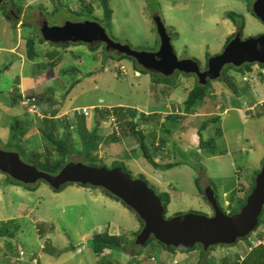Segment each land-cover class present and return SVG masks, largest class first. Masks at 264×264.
Returning <instances> with one entry per match:
<instances>
[{
  "label": "rangeland",
  "instance_id": "obj_1",
  "mask_svg": "<svg viewBox=\"0 0 264 264\" xmlns=\"http://www.w3.org/2000/svg\"><path fill=\"white\" fill-rule=\"evenodd\" d=\"M13 1L22 11L14 16L21 24L16 25V30L8 31L7 25L13 22L12 13L17 9L0 5V150H14L11 128L16 122L29 128L24 138L25 142L30 139L27 147L39 152L44 144H50L41 131L40 121L26 113L28 109L7 105L9 99L3 94L9 97L17 81L29 92L28 96L33 95L38 100L47 90L58 103L56 109L61 110L58 118L67 112L92 109L91 117L85 118L90 128L95 123V108H126L128 118L138 113L135 121L138 129H144L149 158L159 164L178 162L182 165L166 172L155 170L144 157L141 138H135L137 135L123 137L120 133L121 142L100 147L98 158L103 166L113 169V165L119 163L133 179L144 177L158 196L169 194L166 219L188 213L210 214V206L198 186L203 190L212 186L225 211L235 210L227 206L247 194L252 179L256 180L264 164V105H260L264 102L263 67L255 64L251 71L244 70L240 74L232 71L233 79L225 80L222 76L212 81L206 90L207 98L188 115L184 102L197 83L194 75L176 72L172 78L164 80L161 75L147 73L133 59L126 57L118 61L117 55L107 54L104 45L92 51L86 44L55 46L46 41L36 45L38 56L30 61L25 59V44L26 39L41 28L44 19L50 26L100 20L113 41L137 51L155 52L159 50L160 38L154 20L159 16L172 38L178 58L195 60L204 69L211 57L223 52L227 39L239 31L227 18L228 13H237L246 20L243 39L264 35V24L251 13L256 0H109L113 11L110 25L101 21L104 13L100 3H94L93 16L97 20L73 14L82 10L76 0L62 1L68 9L59 7L57 0L55 3L52 0ZM16 45L18 52L12 53ZM54 50L60 54L61 64L48 74L36 77L35 65L47 62L44 54ZM121 67L125 68V73ZM244 78H247L245 82ZM77 81L80 83L74 85ZM230 82L239 90L247 91L241 95L232 93ZM252 111L255 112L252 114ZM152 112L158 114L150 119L155 125L145 124L141 115ZM170 117H175L173 122L168 120ZM217 117L219 121L212 124L211 120ZM207 121L211 124L201 130ZM108 125H103L105 137L112 131V126ZM218 128L221 136L216 135ZM192 134L199 137L196 144L192 142ZM73 137L77 151L81 150L78 135ZM153 139L159 149L156 153L151 146ZM200 139L205 143L210 141L215 150L208 145L201 147ZM70 159L72 162L83 160L76 152ZM68 185L57 193L43 181L32 186L16 184L0 172V224L15 221L13 224L19 228L14 238L0 239V264H9L10 259L23 264L18 263L22 259L21 251L26 255L24 260L35 257L41 264H98L102 256L94 254L91 244L95 234L103 233L127 237L124 250L114 251L111 257L104 254L105 259L117 264L139 262L138 248L133 244L135 238L131 237V232L140 225L136 214L101 188ZM263 232L264 220L261 228L249 238H262ZM250 239H242L230 247L218 246L209 252L195 247V252L188 254L166 250L153 240L142 248L145 258L142 264H169L174 259L179 264H222L225 258L235 259L238 255L247 260L246 264H264V247L249 253ZM153 257L156 262L151 260Z\"/></svg>",
  "mask_w": 264,
  "mask_h": 264
},
{
  "label": "water",
  "instance_id": "obj_2",
  "mask_svg": "<svg viewBox=\"0 0 264 264\" xmlns=\"http://www.w3.org/2000/svg\"><path fill=\"white\" fill-rule=\"evenodd\" d=\"M0 5L10 6L12 0H0ZM253 12L264 24V0L255 1ZM44 20L40 25V33L49 43L58 46L86 44L94 48L105 45L107 54L132 58L149 74L165 78H172L176 72L195 75L202 86L208 81L220 79L226 66L240 68L245 64L264 65V35L243 39L242 33L238 32L222 53L208 60L207 70L202 71L197 61L178 58L172 38L159 16L154 20L160 38L157 52L137 51L129 45L113 41L99 22H67L64 26H50ZM0 172L28 186L43 181L55 191L68 184L104 189L120 199L144 222V228L135 240L136 246L141 248L152 238L177 250H193L201 245L207 252L220 245L233 246L256 230L264 210V164L245 206L238 213L227 215L218 205L214 190L208 187L205 196L214 210V216L188 213L171 219L165 218L164 205L156 192L144 180L133 179L120 167L108 169L83 162H70L58 174L51 175L24 162L18 152L0 150Z\"/></svg>",
  "mask_w": 264,
  "mask_h": 264
},
{
  "label": "trees",
  "instance_id": "obj_3",
  "mask_svg": "<svg viewBox=\"0 0 264 264\" xmlns=\"http://www.w3.org/2000/svg\"><path fill=\"white\" fill-rule=\"evenodd\" d=\"M52 1L55 3L56 0H52ZM62 1L63 0H57V2H58L57 4H59L58 6L68 9V6H64ZM76 1H78L81 4L82 10L79 13L72 12L73 14H75L77 16H84V17L89 18V19H91V18L94 19L95 18L93 16L94 3H100L99 6L101 7V9L103 10V13H104V19H102L101 21L107 23L108 25L111 24L113 11L110 8L109 0H76ZM13 3H14V1L12 0V5H13ZM58 6L56 7V11L58 9ZM14 8L17 9V12L19 14L22 12L20 7L18 8L16 6ZM251 13L255 16L253 10H251ZM227 18L230 19L239 28L238 32H241L242 36H243L244 29L246 27V20L244 19V17L237 14V13L230 12L227 14ZM95 19H97V18H95ZM98 21L100 22V20H98ZM24 26H27V24H25ZM30 26L31 25H28V27H30ZM15 27H16V24L14 25V28ZM234 37H235V35H231L227 39V44L231 40H233ZM44 43H46V40L43 39L39 29L35 30V32L32 35H30V38L28 37L26 39V44H25L26 45V54H27V57L30 61H34L38 56L37 51L35 50L36 45L37 44L43 45ZM52 45H54V44H52ZM67 46H69V45H67ZM90 49L92 51H96V50L100 49V46H97L95 48L90 47ZM59 55L60 54H58L55 50L51 51V52H46L44 54V56L48 58V61L45 63H42V64H36L35 65L36 77H38L40 75L48 74L49 71L56 69L59 66V64H61V62H62V59L59 57ZM125 58H126V56H122V57L117 56L116 57V59L118 61H122ZM107 59H113V58L107 57ZM130 59H132V58H130ZM135 63H136V61H135ZM252 65L254 66L255 64H245L240 68H237L233 65L226 66L225 67L226 70H224V72L222 74L223 79H225V80H226V78H228V79L232 78L233 79V77L230 75V73L232 71H235L237 74H240V72H242L244 70L251 71ZM260 66L264 68V65H260ZM124 70H125V68H124ZM136 72L139 73L138 70H136ZM263 78H264V73H263ZM163 79L166 80L167 78L164 77ZM245 81L246 80L244 78L243 82H245ZM211 82L212 81H208V83L205 86H202L199 84V81L197 78V83L195 84V87L189 92L188 97H187L186 101L184 102L186 114H188V115L191 114L192 111L196 108V105L203 102L207 98V96H206L207 91L206 90H207V87L211 84ZM78 83H80V81L75 82L74 85H76ZM74 85H72L70 87L69 92L71 91L72 87H74ZM229 88L232 91V93L234 92L235 94H239V95H241L240 94L241 92H245L244 90L247 91V89H245V88L239 90L235 86V84L232 82H230ZM69 92H67L65 96H67L69 94ZM28 94H29V92L21 93L20 89L16 85L8 97L9 102H10L8 104V106L11 108L21 107L20 104H21V101H22L24 96L28 97V98L34 97L33 95H31L32 93H30L31 96H28ZM42 94H43L42 96L40 95L41 97L39 96L40 97L39 100L36 97L35 98L37 100L36 104H37L38 108L40 109V111L42 112L44 117H43V119L37 118L36 116H33V117L37 118V122L40 121L41 125H39V126H41V131L50 144H44L42 146V149L39 152H37V150H34V149L27 147V145L30 143V139H28V141H26V142L24 141V138L29 131L28 127L20 126L19 122H16V124L13 125L11 128L12 129L11 141L13 142V146H14L13 151L18 152L25 162H27L28 164L36 166L40 171L49 173L51 175L58 174L68 163L72 162V160L70 158L75 152L78 153L83 158L82 162L84 164L89 165V166H93V167H105V166H103V161H100L98 158V151L102 145H109V143H117L119 141L121 142L122 138L120 136V133H122L123 137L130 136V137L134 138V135H137V137H135V138H141L140 142L143 145L142 149L144 151V157L149 161V163L154 167L155 170L161 171V172H166L168 170H171L173 168H176V167H179L182 165V163H178V162L159 164V163H156L153 159L149 158V155H148L149 150L147 149V147L145 148V145H144V137H145V133L143 131L144 129H142V130L138 129V123L135 121L137 118V115H138L137 112L133 113L131 118H128L127 112L125 110L126 108H115V109L114 108H105V107L95 108L96 109L95 110V123H94V126L92 128H90L86 124V121H85L86 117L84 115L80 116L78 114V112H76V111L74 113L75 117H76L75 119H66V118L58 119V116L61 114V110L56 109V105L58 103H55L54 99H52L50 97V93L47 92V90L44 91ZM262 105H264V104H262ZM254 112L252 111L250 113L253 114ZM26 113H28V111ZM113 115L118 120V124L120 125V128H119L120 130H118V131L113 130V131L109 132L110 135L105 137L102 134L103 125ZM154 115H155V117L158 116V114L147 115V116L141 115V118L143 116L142 120H144L145 124L148 123V124L153 125L154 121H152L150 119ZM173 118H175V117H170V118H168V120L173 122ZM128 119H130L129 122H127ZM74 120H76L77 124L75 123ZM211 121L213 122L212 124L217 123V121H219V117L214 118ZM209 124H211V123H208V121L205 122L203 124V126L201 127V130H206L208 128ZM106 129L107 128H105V131H106ZM215 132H216L217 136L222 135V132L220 131L219 128ZM201 133H202V131L200 132V135H201ZM74 134H77L79 137V143L81 144V150H79V151H77V149H76L77 142L74 140V137H73ZM156 143H157V141L155 139H153L151 146L155 150V153L159 150L158 147H156ZM206 145H208L210 147V149L215 150V149L211 148L213 145L210 141L205 143V141H203V139H200V146L203 147ZM123 165L125 166V164H123ZM115 167H120V168L122 167V169L126 173L130 174L123 166H120L119 163L114 164L112 168H115ZM108 169H110V168H108ZM258 173L259 172L257 171L256 174H258ZM7 177L11 182H14L16 184H21L15 180L11 179L9 176H7ZM141 179L146 181L144 177ZM77 185L80 187H84L86 189H97V188L89 186V185H87V186H82L79 184H77ZM68 186L69 185H66L65 187H63L59 191H55V190L54 191L59 193V192L63 191ZM254 187H255V177L252 179L251 187L248 190L247 194L244 195L241 199H238L236 202L233 201L231 203V206L229 208L230 209L235 208V210L232 211L233 214L238 213L245 206L247 198H248V193L251 192L254 189ZM198 188H199V192L204 191L199 186H198ZM212 189L215 190L213 187H212ZM102 190L107 195L111 196L113 199H115L118 202H121L122 205L127 207L120 199L111 195L110 193H108L104 189H102ZM241 193H243V191H241ZM159 197L162 200V203L164 205V208H165L164 216H166L167 207H168L169 202H170V196H169V194H164V196H159ZM128 209L131 210L129 207H128ZM131 211H133V210H131ZM136 216L138 218L137 220H138L140 225L136 231L131 232V237L135 238V240H136L137 236L140 234V232L142 231V229L144 228V222L139 218V216L137 214H136ZM263 220H264V210L260 216L259 224H258V227L256 228L255 231H257L259 228H261V226L263 224ZM13 223H15V221H8L6 223H1L2 225L0 224V239L12 238V237L14 238L15 232L16 231L18 232L19 228H18V226H15ZM11 225H13V226H11ZM262 234H264V232ZM249 237L250 236H248V238H246L245 240H249L250 239ZM126 238L127 237H125V236H121V235L120 236H114V235H111L108 233L95 234L93 239H92L91 247H92L94 254L97 257L102 256L101 259L99 260L98 264H117L114 260L105 259L104 254L107 252H110V254H112L114 251L124 250V248L126 247V244H125ZM135 240H133V244L136 246ZM153 240L156 241L154 238H152L146 244L145 247H147L148 244L151 243ZM239 241H237V243ZM258 241L263 242V244H264V235L262 236V238L260 237L259 239H253V238L250 239V241L248 243L249 248H247L248 252H249L250 247H254L256 242H258ZM159 244L162 245V247L166 250L173 251V252H180L182 254H188L190 252L195 251V249H193V250H188V249L177 250L174 247H167L161 243H159ZM263 244L261 246L264 247ZM136 247L138 248V250H137L138 252L136 254V256L138 257L137 258L138 261L141 263L145 262V258L142 254V252L144 250L142 248H145V247H142V248L138 247V246H136ZM196 247L199 249H203V247L201 245H197ZM213 248H215V247H213ZM258 248H260V246ZM239 257L240 256L238 255L237 258L235 257V259L225 258V260L222 262V264H246L247 263L246 259L241 261V258H239ZM140 258L142 261L140 260ZM152 259L156 260V258H154V257ZM133 261H135V260H133ZM139 262L136 261L133 264H139Z\"/></svg>",
  "mask_w": 264,
  "mask_h": 264
},
{
  "label": "built area",
  "instance_id": "obj_4",
  "mask_svg": "<svg viewBox=\"0 0 264 264\" xmlns=\"http://www.w3.org/2000/svg\"><path fill=\"white\" fill-rule=\"evenodd\" d=\"M123 68V69H122ZM121 69L125 72L124 70V67H122ZM264 73V71H263ZM246 80V79H245ZM37 100L35 97H31V98H28V97H23L22 101H21V107L23 108H27L28 109V113L31 114L32 116H36L37 118H40V119H43V114L42 112L40 111V109L38 108L37 104H36ZM92 109H89V108H83L82 110H76V112H78V114L81 116V115H84L86 118H89L91 116V111ZM75 113V112H74ZM71 114V113H67V114H64L62 115L61 117H59L58 119H75V114ZM108 124L110 126H112L116 131L119 130L118 128V124H117V118L113 115L111 116L109 119H108ZM263 242H256L255 246H259V245H262ZM251 250V248H250ZM21 256H24V253L21 252L20 253ZM177 262H174V264H176ZM31 264H39V260L37 258H33L31 260Z\"/></svg>",
  "mask_w": 264,
  "mask_h": 264
},
{
  "label": "crops",
  "instance_id": "obj_5",
  "mask_svg": "<svg viewBox=\"0 0 264 264\" xmlns=\"http://www.w3.org/2000/svg\"><path fill=\"white\" fill-rule=\"evenodd\" d=\"M13 12H14V13H12V14H13V22H9V23H8V25H7V26H9L8 31L11 30V28H12V30H13L15 24H16L18 27L21 26V24H20L19 22H16V21H19V20H15V17H14V16H15L14 14H15L17 11L15 10V11H13ZM22 15H23V14H22ZM4 16H5V15L3 14L2 17H4ZM22 25H23V24H22ZM14 30H16V29L14 28ZM17 30H18V29H17ZM17 44H18V43H17ZM17 49H18V48H17V45H16V46L12 49L11 52H12V53H17V52H18ZM25 59H26V60L28 59L27 56H26ZM136 74H139V73L136 72ZM16 85H17L18 88L20 89L21 93H23V92H24V93L27 92V91L24 90V87L22 86V84H20V82L17 81V82H15V85L13 86V88L10 89V93L12 92V90L14 89V87H15ZM3 95H4V98L9 99L7 96H5V94H3ZM9 103H10V102H9V100H8V101H7V105H8ZM67 113H70V112H67ZM152 113H153V112H152ZM196 141L199 142V137L196 136V135L194 136V135L192 134V142H193L194 144H196ZM6 252H7V251H6ZM25 257H26V255H25V256L20 260V262H18V263H21V262H22V263L24 264V263H27V261H28V264H31V263H30V262H31V258H28V260H24ZM9 264H16V263L14 262V260H11V259H10ZM40 264H41V263H40Z\"/></svg>",
  "mask_w": 264,
  "mask_h": 264
},
{
  "label": "flooded vegetation",
  "instance_id": "obj_6",
  "mask_svg": "<svg viewBox=\"0 0 264 264\" xmlns=\"http://www.w3.org/2000/svg\"><path fill=\"white\" fill-rule=\"evenodd\" d=\"M11 6H13V5H11ZM17 11V10H16ZM48 22V21H47ZM70 22H73V23H80V22H87V21H78V22H74V21H70ZM92 22V21H91ZM67 23V22H66ZM66 23H64L63 25H58V26H64ZM48 24H49V22H48ZM50 25V24H49ZM15 29H16V27H15ZM238 33V32H237ZM236 33V34H237ZM236 34H235V36H236ZM226 44H227V42H226ZM105 46V45H104ZM155 52H157V51H155ZM116 55V54H115ZM207 65H208V63H207ZM207 65H206V67L204 68V69H202L201 67V70L202 71H206L207 70ZM260 65V64H259ZM225 69V68H224ZM223 72H224V70H223ZM246 79V78H245ZM208 187H211V186H207V187H205V189H204V191H203V196L206 198V196H205V191L207 190V188ZM212 188V187H211ZM213 190V189H212ZM215 191V190H214ZM215 197H216V200H217V202H218V205H220V208H222V210H224V212L227 214V215H233V213L232 212H228V211H225V208L226 207H224V206H222L221 205V203L219 202V199H218V197H217V195H216V191H215ZM207 200V199H206ZM208 202V201H207ZM209 204V203H208ZM209 206H210V214L208 215L209 217H212V216H214V210H213V208H212V206L209 204ZM231 206V203L227 206V208H229ZM207 216V215H206ZM264 245V244H263ZM220 246H223V245H220ZM224 246H226V245H224ZM217 247V246H216ZM230 247V246H229ZM210 249H212V248H210ZM210 250H208L207 252H209ZM195 252V251H194Z\"/></svg>",
  "mask_w": 264,
  "mask_h": 264
},
{
  "label": "clouds",
  "instance_id": "obj_7",
  "mask_svg": "<svg viewBox=\"0 0 264 264\" xmlns=\"http://www.w3.org/2000/svg\"><path fill=\"white\" fill-rule=\"evenodd\" d=\"M45 18V17H44ZM40 30V29H39ZM246 80H247V78H246ZM262 104H264V102H262V103H260V105H262ZM98 108V107H97ZM154 113H150L149 115H153ZM146 116H147V114H146ZM91 117V116H90ZM108 122H106L105 124H107ZM148 125H151V124H148ZM153 125H155V124H153ZM109 126V125H108ZM109 127H111V126H109ZM116 131L113 127H112V131ZM102 147V146H101ZM7 176V175H6ZM163 204V203H162ZM118 236H120V235H118ZM259 246H261V245H259ZM259 246H254V247H250L251 248V250L249 249V253H252L257 247H259ZM204 250V249H203ZM210 250V249H209ZM22 252V251H21ZM20 252V253H21ZM24 253V252H23ZM106 255H111L110 254V252H107V253H105ZM106 255H104V256H106ZM21 256V255H20ZM24 256H25V254H24ZM24 256H21L22 258L24 257ZM33 258H35V257H32L31 258V260L33 259ZM39 260V259H38ZM100 260V259H99ZM138 260V259H137ZM140 260H141V258H140ZM154 262H156V260L155 259H152ZM142 261V260H141ZM241 261H243V260H241ZM174 262H177L176 264H179V261H177L176 259H174L173 260V262L172 263H169V264H174ZM31 263V262H30ZM99 263V262H98ZM39 264H40V261H39ZM142 264V263H141Z\"/></svg>",
  "mask_w": 264,
  "mask_h": 264
},
{
  "label": "bare ground",
  "instance_id": "obj_8",
  "mask_svg": "<svg viewBox=\"0 0 264 264\" xmlns=\"http://www.w3.org/2000/svg\"><path fill=\"white\" fill-rule=\"evenodd\" d=\"M14 6V5H13ZM12 6V7H13ZM15 7V6H14ZM15 9V8H14ZM81 9V8H80ZM8 11V10H7ZM14 13V12H13ZM15 15V14H14ZM44 15V14H43ZM18 17H20V16H18ZM22 17V16H21ZM16 19V18H15ZM100 46V45H99ZM170 79V78H169ZM262 232V231H261ZM252 235V234H251ZM248 238V237H247ZM239 241V240H238ZM224 246V245H223ZM213 248V247H212ZM261 248V247H260ZM241 260H244V259H241Z\"/></svg>",
  "mask_w": 264,
  "mask_h": 264
}]
</instances>
